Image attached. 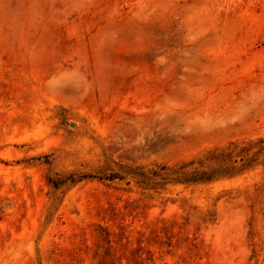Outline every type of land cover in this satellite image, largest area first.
<instances>
[{
  "label": "rangeland",
  "instance_id": "obj_1",
  "mask_svg": "<svg viewBox=\"0 0 264 264\" xmlns=\"http://www.w3.org/2000/svg\"><path fill=\"white\" fill-rule=\"evenodd\" d=\"M0 264H264V0H0Z\"/></svg>",
  "mask_w": 264,
  "mask_h": 264
}]
</instances>
